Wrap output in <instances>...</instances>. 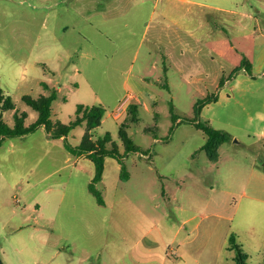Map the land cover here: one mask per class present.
<instances>
[{
  "label": "rangeland",
  "instance_id": "1",
  "mask_svg": "<svg viewBox=\"0 0 264 264\" xmlns=\"http://www.w3.org/2000/svg\"><path fill=\"white\" fill-rule=\"evenodd\" d=\"M214 2L0 0V86L16 106H0V118L14 127L16 113L26 112L25 125L35 123L39 112L23 96L39 97L51 88L58 90L54 120L69 123L79 104H102L106 112L94 138L112 134L128 175L123 178L116 158H106L97 183L103 205L89 188L94 162L66 147V141L82 142L86 124L67 140L52 137L43 125L5 136L4 264H233L232 234L249 263L264 264V172H253L256 164L264 170V140L252 148L224 144L220 160L212 161L202 150L205 134L191 121L197 101L217 94L210 85L214 76L202 75L208 61L225 69L221 84L242 73L236 67L264 42V13H257L264 0L226 1L235 14L209 7ZM249 10L257 17H242ZM181 26L197 30L199 46L187 47L185 38L183 47L169 44ZM130 93L139 99L129 100L115 118ZM132 103L138 106L136 122L129 114ZM231 104L241 108L235 100ZM227 111L224 104H211L199 119L233 133ZM123 122L139 152H126Z\"/></svg>",
  "mask_w": 264,
  "mask_h": 264
},
{
  "label": "trees",
  "instance_id": "2",
  "mask_svg": "<svg viewBox=\"0 0 264 264\" xmlns=\"http://www.w3.org/2000/svg\"><path fill=\"white\" fill-rule=\"evenodd\" d=\"M247 70L249 73H253V66L249 59L243 58L241 64L236 67L235 71L241 69ZM224 82V81H223ZM223 82L221 85H223ZM50 89V86L45 83ZM170 89L169 85H165ZM58 90L51 88L49 94H42L39 97L32 95H24L23 99L39 112V118L37 121L29 126L25 125L26 112L22 114L16 113V125L10 126L7 122L0 118V142L5 136L25 135L35 131L39 126L46 127L52 137H64L67 140L70 132L77 126L86 124L87 131L84 134L83 140L79 145H72L66 141V147L76 155H86L95 164V175L93 180L89 184L91 192L96 196L100 204H105V199L101 190L97 187V183L103 180L104 172L106 168V158L108 156L116 158L119 163L122 164V176L126 178L127 172L125 170V154L121 153L119 145L113 140L110 132L106 133L103 137L98 139L94 138L93 129L102 125L103 117L106 109L102 104H79L77 109V115L69 123H64L60 120L53 119V103L57 99ZM218 99V95H207L203 99H199L195 105V117L191 119L195 123V126L203 131L206 137V141L202 146L208 157L212 161H219L220 153L219 147L232 139V136L225 130L213 126L209 121H203L199 119L202 108L209 102ZM0 106L3 109H15V103L12 97L4 94L3 88L0 86ZM175 105L171 101V110L173 112V119L178 120L179 116L174 112ZM138 113V106L132 103L129 106V114H131L132 121L136 122ZM183 120V119H182ZM128 124L123 122L120 126V139L126 148V152H139V147L134 142L132 136L128 132ZM109 143H112V147H109ZM231 248L236 251L235 261L233 264H251L248 262V254L242 249L241 244L237 241L235 234L230 237Z\"/></svg>",
  "mask_w": 264,
  "mask_h": 264
},
{
  "label": "crops",
  "instance_id": "3",
  "mask_svg": "<svg viewBox=\"0 0 264 264\" xmlns=\"http://www.w3.org/2000/svg\"><path fill=\"white\" fill-rule=\"evenodd\" d=\"M108 3L117 2L118 0H107ZM209 7L214 8L218 11L233 13L235 14V10L231 8L229 5L224 4L228 0H216ZM263 0H257V2H262ZM254 7V6H253ZM258 7V6H257ZM258 12L259 15L264 13L263 7L259 6ZM113 8H110V11ZM105 12V11H102ZM256 12L252 10L242 12V17L244 18H255L257 17ZM249 23L247 22L246 25ZM67 29V26L65 27ZM178 30V29H177ZM179 32V37L174 38V43L170 41V45L176 47H183V38H185V45L190 48H195L199 43L201 38L198 36L197 30H193L192 28L181 26ZM181 32L185 34L182 36ZM160 40L164 39V36L160 34ZM249 59V58H248ZM253 66V73H249L244 68L241 69L242 73L229 75L225 80L223 85L220 84V81L223 80V76L226 73L223 67H220L218 64H214V60H209L208 65L202 71V75L205 76L213 75L214 79L212 84L215 88H217L218 99L212 102L207 103L203 108L209 106L211 104H224L227 108V116L226 119L228 123L236 128L235 132L229 134L232 136V139L228 142L223 143L219 147L220 149L224 144H228L232 142L238 146H245L248 148H252L257 145L260 140H264V42L262 45H256L253 57L249 59ZM183 71V68L180 67ZM227 74V73H226ZM201 80H206V77H199ZM50 84V83H49ZM55 86V85H54ZM220 90L219 88H222ZM59 90H61V85L58 86ZM225 89H228L227 96H221L222 93L225 92ZM209 92V87L206 86L205 93L206 95ZM136 96V99H139V94L133 93ZM235 100L236 103H240L241 108L239 110H235L236 105H232L231 102ZM145 108H149V103L147 101L143 102ZM202 108V109H203ZM202 112V110H201ZM121 116L123 114L121 113ZM114 117L117 118L118 114H114ZM212 124V120H209ZM222 129V128H221ZM221 156V155H220ZM220 160V159H219ZM107 162V159H106ZM253 172L258 174L257 172H264V170L259 167L257 164L255 165ZM0 252L7 254L6 246L1 244L0 239ZM7 264H11V262H6Z\"/></svg>",
  "mask_w": 264,
  "mask_h": 264
},
{
  "label": "built area",
  "instance_id": "4",
  "mask_svg": "<svg viewBox=\"0 0 264 264\" xmlns=\"http://www.w3.org/2000/svg\"><path fill=\"white\" fill-rule=\"evenodd\" d=\"M133 100L135 99V95L133 93H130L127 97V99L124 100V102L122 104H120L118 106V108L116 109V112L115 114H121L122 111L126 110V103L129 101V100Z\"/></svg>",
  "mask_w": 264,
  "mask_h": 264
},
{
  "label": "water",
  "instance_id": "5",
  "mask_svg": "<svg viewBox=\"0 0 264 264\" xmlns=\"http://www.w3.org/2000/svg\"><path fill=\"white\" fill-rule=\"evenodd\" d=\"M0 264H4L2 260H0Z\"/></svg>",
  "mask_w": 264,
  "mask_h": 264
}]
</instances>
